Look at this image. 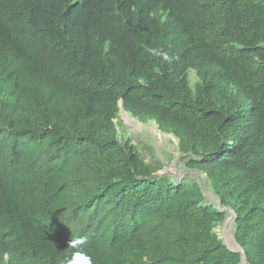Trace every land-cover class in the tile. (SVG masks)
<instances>
[{
	"label": "trees",
	"instance_id": "1",
	"mask_svg": "<svg viewBox=\"0 0 264 264\" xmlns=\"http://www.w3.org/2000/svg\"><path fill=\"white\" fill-rule=\"evenodd\" d=\"M120 101L195 176L156 174ZM80 237L93 264H264V0H0V264Z\"/></svg>",
	"mask_w": 264,
	"mask_h": 264
},
{
	"label": "rangeland",
	"instance_id": "2",
	"mask_svg": "<svg viewBox=\"0 0 264 264\" xmlns=\"http://www.w3.org/2000/svg\"><path fill=\"white\" fill-rule=\"evenodd\" d=\"M189 74L190 80L193 81L194 73L189 72ZM117 122L122 134L128 137L146 161L154 163L156 159H159L162 162L157 168L156 174L167 175L173 181L179 182L186 177L195 176L183 164L182 155L178 151L177 139L171 134L161 132L153 121L141 123L127 112L120 110ZM202 184V189L208 193L207 185L204 182ZM221 210H223L225 218L215 227V232L230 250L241 251L233 237L234 214L228 208H221ZM239 264L248 263L242 257Z\"/></svg>",
	"mask_w": 264,
	"mask_h": 264
},
{
	"label": "clouds",
	"instance_id": "3",
	"mask_svg": "<svg viewBox=\"0 0 264 264\" xmlns=\"http://www.w3.org/2000/svg\"><path fill=\"white\" fill-rule=\"evenodd\" d=\"M148 51L153 55L161 56L164 61H168L170 59L168 53L162 52L158 48H149ZM119 111H120V107H119ZM86 243H87L86 237H80L69 242V247L77 250L72 252L71 258L68 259L67 264H93L92 257L88 255V253L84 251L82 248V246L85 245Z\"/></svg>",
	"mask_w": 264,
	"mask_h": 264
},
{
	"label": "water",
	"instance_id": "4",
	"mask_svg": "<svg viewBox=\"0 0 264 264\" xmlns=\"http://www.w3.org/2000/svg\"><path fill=\"white\" fill-rule=\"evenodd\" d=\"M119 107H120V110H123V109H122V107H121V102H120V104H119ZM242 257H244V258H245V255H244V254H242L241 258H242ZM245 259H246V258H245Z\"/></svg>",
	"mask_w": 264,
	"mask_h": 264
}]
</instances>
